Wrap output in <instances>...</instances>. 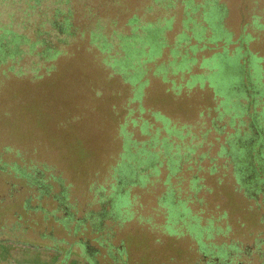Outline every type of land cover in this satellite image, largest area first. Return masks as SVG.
<instances>
[{"label":"rangeland","instance_id":"374dc122","mask_svg":"<svg viewBox=\"0 0 264 264\" xmlns=\"http://www.w3.org/2000/svg\"><path fill=\"white\" fill-rule=\"evenodd\" d=\"M124 2L130 5L129 12L115 18L118 28L134 14L144 17L143 23H153L147 28L151 31L159 22L160 27L166 24L161 34L163 53L148 63L142 91L105 67L101 61L107 54L96 49L82 53L69 48L54 63L57 70L40 80L19 77L7 71L9 64L0 65V240L33 238L51 243V238L52 243L76 248L96 234L113 232L112 245L123 244L130 257L132 249H138L140 261L148 254L149 264H207L202 252H228L241 264H262L264 105H249L247 114L233 109L226 114L224 100L231 108L247 104L244 55L231 58L225 53L204 67L203 59L223 52L225 42H207L203 48L200 40L231 35L232 53L240 38L252 37L244 51L264 58V0ZM152 6L157 12L150 10ZM206 13L219 17L208 24ZM189 18L207 30L197 34ZM187 54L196 64L190 71H173L171 63ZM261 64L264 68V61ZM161 66L169 71L167 76L160 72ZM215 68L225 99L219 95L215 99V91L207 85L188 83ZM217 111L226 115L222 118ZM262 112L257 130L252 118ZM128 119L136 124L128 122L125 127ZM143 149L153 158L135 164L123 159ZM132 167L136 172H129ZM237 169L243 174L241 182ZM28 181L41 185L30 187ZM117 193L125 195L128 219L105 216L99 223L102 208L115 206L111 197ZM100 198L108 204H101ZM168 199L172 207L188 209L173 219L171 229ZM132 211L135 220L128 217ZM67 213L73 214V225L88 221L75 236L58 221ZM134 230L147 241L131 239L136 238ZM42 235L48 240H40ZM3 254L0 260L5 259Z\"/></svg>","mask_w":264,"mask_h":264},{"label":"trees","instance_id":"16d2710c","mask_svg":"<svg viewBox=\"0 0 264 264\" xmlns=\"http://www.w3.org/2000/svg\"><path fill=\"white\" fill-rule=\"evenodd\" d=\"M148 1L150 3V0ZM165 2L166 0H155V3L161 5ZM129 7L130 5L125 4L124 0H0V65L9 64L7 70L9 73L19 77L27 76L34 81L55 72L57 66L54 63L59 57L67 55L69 48L77 47L82 53H95L96 49L101 54H107V57L101 61L105 67L127 77V80L131 81L133 85L138 84V91H142L148 63L155 61L163 53L161 47L164 45L161 34L166 24L164 27H160L163 22H159L157 30L151 31L147 28L154 24L143 23L144 17L134 14L131 17L128 16L125 26L120 29L115 18L129 12ZM150 10L156 11L153 6L150 7ZM191 11L196 12V8H192ZM218 17L206 13L205 21L208 23L211 19L215 20ZM189 21L195 23L197 34L207 30L201 24H196L193 18H189ZM125 28L130 29V32L128 33V29ZM189 41L184 42L185 45H188ZM218 41L225 42L223 52L204 59V67L208 66L207 61L216 59L225 53H229L231 58L237 57L241 53L244 55L242 59L246 83L244 94L247 96L244 101L247 104L243 105L239 102L237 106L231 108L226 105L224 100L226 111L230 112L233 109V112L237 114L242 111L247 114L249 105H255V108L261 104L264 105V101L262 102L264 68L261 64L264 58L244 51V44L252 41V37L240 38L237 41L239 46L232 53L229 51V45L233 43L231 35L213 38L209 42L217 43ZM181 42L182 38L180 37V45H182ZM116 48L118 56H112L111 52ZM193 48L198 49L199 47ZM157 51H160L159 54L153 58L152 54ZM94 60L97 58L95 57ZM194 64H196V59L187 54L177 65V70L189 71ZM159 70L166 75L164 66H161ZM210 72L206 75L193 76L188 82L189 85L200 82L204 84L208 81L218 91L217 94L223 97L224 86L218 82V68L210 70ZM262 115L263 112L253 119L260 120ZM148 151L143 149L144 154L142 152L137 156L128 154L123 159L134 164L136 161L146 162L153 158V155ZM133 168H128L129 172H136V169ZM260 182H262L261 179ZM27 184L30 187H40L41 185L37 181H28ZM117 189L118 187L115 186L114 190ZM122 199L125 200V195L122 196Z\"/></svg>","mask_w":264,"mask_h":264},{"label":"flooded vegetation","instance_id":"af4514ba","mask_svg":"<svg viewBox=\"0 0 264 264\" xmlns=\"http://www.w3.org/2000/svg\"><path fill=\"white\" fill-rule=\"evenodd\" d=\"M201 40L203 41L202 43L204 44L202 47L207 48L208 43H210L209 42L210 40L205 39V38H203ZM213 56H214V54L211 57H213ZM208 58H210V57H207L204 59H208ZM204 59H203V61H204ZM180 62H177V60H174L171 63V66L173 67V71H175V72L180 71V70H177V65ZM181 71H184V70H181ZM209 72H210V70L208 71V74L212 73V72H210V73ZM167 73H169V71H166V76H167ZM204 74L206 75L207 73H204ZM204 74H202V75H204ZM125 82H127V81H125ZM200 84H201V82H200ZM135 85L137 86L138 84H135ZM201 85L202 86L207 85V87L214 90L216 93L215 94V99H216V96H218V94H217L218 91L215 88H213L208 81H206L204 84H201ZM173 87H175V86H173ZM222 104H223L222 108L225 110V112L227 114V111H226L227 108L224 105V101H222ZM219 108H221V107H219ZM217 113L222 118L224 117V115H226V114H224V112H218L217 111ZM133 114H134V112L131 111L130 116H132ZM128 122H131L132 124H136L135 120L130 119L125 124V127L128 126V124H129ZM253 126L257 130L260 129V124H259L258 119H253ZM262 140L263 139H261V141ZM167 162L169 164H171L170 166H175L174 161L168 160ZM236 172H237L236 176L238 178V181L241 182L243 179L242 171H239L237 169ZM43 194L48 195L47 192H43ZM121 195L124 196L121 193H117V195H115V197H111V203H113L115 206H113L109 210H107L106 207L102 208L101 217H103V218L102 219L100 218L99 223L101 221H104L103 219H106V217H110V219L111 218L112 219H114V218L115 219H119V218L128 219L126 216H124V214L127 213L128 210L126 208L129 205L124 207V202H123ZM102 198H100L101 204L102 203L108 204V201L105 202V200ZM110 205H112V204H110ZM165 205L167 208L169 207L168 209L171 211V215L169 217L170 222L168 221V223H167L168 229H171L174 226L173 219L175 220V218L177 216L180 218L181 214L184 211L186 212L188 209L186 207H183V209H180L179 205H175L174 207H172V202L169 199L165 201ZM177 209H178V211L176 212ZM66 215H67L66 218H62L58 221L62 222V227L64 228V231L66 233H68L69 235L75 236L78 233L80 226L86 225V223L88 222V221H83V222L78 221L76 225H73V219H74L73 214L71 215V214L67 213ZM128 217H130V220L136 219L134 217L133 211L131 212V214ZM68 219H70L69 221H71L70 223L72 226L67 222ZM93 227H94L93 224H90L89 228H93ZM207 231L213 232V230H211V229H208ZM195 232H197V231H195ZM112 234H113L112 236L107 235L105 233H104V235L103 234H101V235L96 234V236L90 241L77 243L76 248H74L73 246H69V247L63 246L62 244H66L65 242H63V243H60V242L59 243L58 242L52 243L51 238H50L51 243H46V242H42V241L40 242V241L33 239V238H28V241L21 240L19 242H14V243L10 242L9 240L3 239V241L0 240V254L4 253L3 256H5V259L0 260V264H149L151 258L148 254H145V256H143L141 261H140V260L136 259L138 257V254H137L138 249H135V250L132 249L131 257H130L128 250L124 247L123 244L121 246L112 245L111 239L115 237L113 232H112ZM134 235L135 236H133V237H136V238H131L133 240H135L137 238L143 239L142 241L146 240L145 236H141V234H139L136 230H134ZM48 238L49 237L47 235H42L40 237V240L46 241V240H48ZM133 240H131V244H132ZM148 242H147V244L150 245ZM132 245H134V244H132ZM202 253H203V258H205L207 260V264H241L239 262H236L237 256H234L233 253H228V252L223 253V254L220 253L219 254L220 257L218 254L213 255V254H209L207 252H202ZM144 259L147 262H144ZM259 260L260 261L262 260L261 262H262V264H264V253L263 254L259 253Z\"/></svg>","mask_w":264,"mask_h":264}]
</instances>
